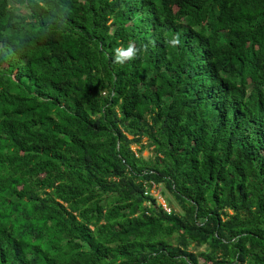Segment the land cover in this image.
Here are the masks:
<instances>
[{
	"label": "trees",
	"instance_id": "trees-1",
	"mask_svg": "<svg viewBox=\"0 0 264 264\" xmlns=\"http://www.w3.org/2000/svg\"><path fill=\"white\" fill-rule=\"evenodd\" d=\"M0 264H264V0H0Z\"/></svg>",
	"mask_w": 264,
	"mask_h": 264
},
{
	"label": "rangeland",
	"instance_id": "rangeland-1",
	"mask_svg": "<svg viewBox=\"0 0 264 264\" xmlns=\"http://www.w3.org/2000/svg\"><path fill=\"white\" fill-rule=\"evenodd\" d=\"M143 144H146V141L143 140ZM132 150L136 151L138 150V147L136 145H132ZM142 156L147 158L151 156V149L146 148L142 151ZM153 194L157 197L158 203L161 205L162 203L167 204L168 208H171L172 210H175L176 212H180V207L176 203V201L172 198V196L169 194V192L164 188V186L159 185L155 189L152 190ZM205 249V246L200 248V251H203ZM203 262V260H200Z\"/></svg>",
	"mask_w": 264,
	"mask_h": 264
},
{
	"label": "clouds",
	"instance_id": "clouds-1",
	"mask_svg": "<svg viewBox=\"0 0 264 264\" xmlns=\"http://www.w3.org/2000/svg\"><path fill=\"white\" fill-rule=\"evenodd\" d=\"M117 51L120 52V57L133 58L136 50L133 48V46L130 45L126 50L117 49ZM120 57L117 58V62L122 63Z\"/></svg>",
	"mask_w": 264,
	"mask_h": 264
},
{
	"label": "built area",
	"instance_id": "built-area-1",
	"mask_svg": "<svg viewBox=\"0 0 264 264\" xmlns=\"http://www.w3.org/2000/svg\"><path fill=\"white\" fill-rule=\"evenodd\" d=\"M156 188V186L155 185H152L151 186V188L150 189H148L147 187L145 188L146 190H145V196H148V195H151V196H153V197H155L156 199H157V197L153 194V192H152V190L153 189H155ZM158 200V199H157ZM150 202H148V204H149ZM161 207L163 208V210L167 213V214H170L171 213V208H168V206H167V204H165V203H162L161 204Z\"/></svg>",
	"mask_w": 264,
	"mask_h": 264
}]
</instances>
